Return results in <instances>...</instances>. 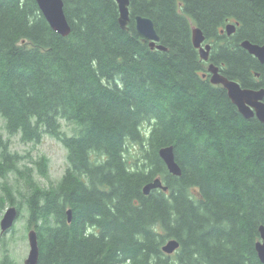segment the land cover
Returning <instances> with one entry per match:
<instances>
[{
	"label": "trees",
	"instance_id": "trees-1",
	"mask_svg": "<svg viewBox=\"0 0 264 264\" xmlns=\"http://www.w3.org/2000/svg\"><path fill=\"white\" fill-rule=\"evenodd\" d=\"M62 1L65 36L35 0H0L3 128L23 142L46 133L66 149L61 177L40 186L0 133V212L14 205L19 216L25 205L38 264H262L264 123L241 115L225 88L202 76L191 26L213 41L209 61L222 74L264 88V64L239 44L264 43V0H129L126 30L115 0ZM135 15L153 20L167 50L150 49ZM166 145L180 175L158 155ZM33 163L48 176L46 157ZM156 177L167 190L144 194ZM172 238L179 246L167 254L161 247ZM1 250L0 263L14 264L2 234Z\"/></svg>",
	"mask_w": 264,
	"mask_h": 264
},
{
	"label": "water",
	"instance_id": "water-1",
	"mask_svg": "<svg viewBox=\"0 0 264 264\" xmlns=\"http://www.w3.org/2000/svg\"><path fill=\"white\" fill-rule=\"evenodd\" d=\"M37 2L40 11L47 20L50 27L62 35H67L70 31L68 21L66 19L63 1L62 0H35ZM118 5V22L121 29L126 30V25L129 21V0H115ZM135 29L139 35L149 40V46L151 48H157L159 50H166L167 48L162 44H158L160 37L157 34L153 21L146 16L136 15ZM227 33L234 31V25L228 24L226 26ZM204 34L199 27L192 28V42L195 47L199 48L200 56L204 59L208 57L209 45L201 47V43L204 40ZM241 46L249 53L255 55L261 64H264V43H254L248 39H244L241 42ZM209 73V79L212 83H222L227 88V96L231 102L237 107L239 113L245 118L256 117L259 121L264 123V88H249L242 87L240 83L229 80L222 75L219 68L213 64L207 66ZM206 76V73H203ZM160 158L166 165L168 171L175 175H180L181 170L174 159V152L172 145L162 146L158 150ZM155 188H161L164 191L167 189L162 183L160 177L154 178L152 181L146 183L143 186V193L148 194L150 190ZM70 209L67 210L68 220H70ZM17 219V209L15 206H9L3 213L0 219V233L9 231ZM260 240L256 242L255 249L258 258L262 264H264V225L259 226ZM27 240L29 245V252L24 260V264H37L38 259V241L37 233L34 228H30L27 231ZM179 243L176 239L168 240L163 246L162 250L165 253H172L178 247Z\"/></svg>",
	"mask_w": 264,
	"mask_h": 264
},
{
	"label": "rangeland",
	"instance_id": "rangeland-1",
	"mask_svg": "<svg viewBox=\"0 0 264 264\" xmlns=\"http://www.w3.org/2000/svg\"><path fill=\"white\" fill-rule=\"evenodd\" d=\"M213 43L212 40H208ZM207 66V64H206ZM61 130L67 134L73 133L74 124L66 121L65 119H60ZM0 133L3 140H8L9 151L12 153H17L20 157L19 167L23 165L32 167V171L35 176V181L40 186H49L50 183L56 182L63 174L65 168L67 167L66 159V149L64 146L57 141L55 138L44 133L39 141H27L23 142L20 139L19 134L8 135L3 128V120L0 118ZM133 150V148H132ZM44 156L47 158L48 165V176L42 177L36 174L34 160L39 157ZM17 174L11 173L7 176L6 180L11 183L13 187L16 185ZM18 183L22 184V180H18ZM22 187H20L21 189ZM23 189V188H22ZM18 196V195H17ZM20 199L18 196L17 201ZM8 204L0 212V219L6 209ZM25 205H21L19 216L12 229L8 232L3 233L4 240L6 242L7 254L12 259L14 264H23L24 259L27 257L29 252V245L27 240V229L25 225ZM3 251H0V258Z\"/></svg>",
	"mask_w": 264,
	"mask_h": 264
},
{
	"label": "bare ground",
	"instance_id": "bare-ground-1",
	"mask_svg": "<svg viewBox=\"0 0 264 264\" xmlns=\"http://www.w3.org/2000/svg\"><path fill=\"white\" fill-rule=\"evenodd\" d=\"M116 2V1H115ZM116 4H117V2H116ZM117 8H118V5H117ZM128 8H129V5H128ZM118 16H119V11H118ZM136 16V15H135ZM134 16V17H135ZM129 17H130V12H129ZM150 18V17H149ZM151 19V18H150ZM129 20H130V18H129ZM152 20V19H151ZM153 21V20H152ZM129 22V21H128ZM119 23V22H118ZM154 23V22H153ZM134 24H135V20H134ZM228 24H232V25H234V31H235V24L234 23H232V22H229V23H227L225 26H224V28L222 29V31H226V34H228V35H230V34H233L234 33V31L233 32H231V33H227V30H226V26L228 25ZM128 25V24H127ZM126 25V27H127V29H128V26ZM119 27H120V25H119ZM193 27H198V26H196V25H194V26H191V41H192V28ZM121 28V27H120ZM155 28V27H154ZM200 28V27H199ZM201 29V28H200ZM60 34V33H59ZM158 34V33H157ZM60 35H62V34H60ZM62 36H65V35H62ZM160 37V36H159ZM204 37H205V35H204ZM204 40H206L205 38H204ZM204 40L202 41V43H201V47H205V45H209V51H208V57H207V59L209 58V56H210V50H211V45H210V43H207V44H205V45H202L203 44V42H204ZM244 40V39H243ZM243 40H241L240 42H239V44H240V46H241V42L243 41ZM149 41V40H148ZM250 41V40H249ZM158 44H161L160 43V40H159V42H157ZM192 44H193V42H192ZM164 46V45H163ZM193 46H194V44H193ZM150 47V46H149ZM195 47V46H194ZM242 47V46H241ZM167 48V47H166ZM197 50H198V53H199V56H200V52H199V48L198 47H195ZM150 49H157V48H151L150 47ZM167 50V49H166ZM253 55V54H252ZM255 56V55H254ZM256 57V56H255ZM200 58L201 59H203L204 61L205 60H207V59H204V58H202L201 56H200ZM257 58V57H256ZM209 64H213V65H215V66H218V65H216V64H214L213 62H209L208 64H207V66L209 65ZM206 66V67H207ZM205 73V72H204ZM223 76H225L224 74H222ZM202 76H203V73H202ZM204 77V76H203ZM226 77V76H225ZM227 78V77H226ZM227 79H229V80H233V81H236V82H238L237 80H234V79H230V78H227ZM209 81H210V79H209ZM211 82V81H210ZM212 83V82H211ZM239 83V82H238ZM213 84H215V83H213ZM217 84H221L223 87H224V85L222 84V83H217ZM225 88V87H224ZM225 90H226V92H227V88H225ZM159 155V154H158ZM174 159H175V157H174ZM176 161V160H175ZM177 163V162H176ZM178 164V163H177ZM179 166V165H178ZM180 167V166H179ZM168 170V169H167ZM169 172V171H168ZM170 173V172H169ZM172 174V173H171ZM173 175H175V174H173ZM162 183H163V181H162ZM164 184V183H163ZM165 185V184H164ZM166 186V185H165ZM161 189V188H160ZM163 190V189H162ZM167 190V189H166ZM165 190V191H166ZM142 191H143V188H142ZM164 191V190H163ZM11 206V205H10ZM14 206V205H13ZM9 207V206H8ZM8 207H6V209L8 208ZM5 209V210H6ZM17 209V208H16ZM68 210V209H67ZM67 210H66V213H67ZM5 212V211H4ZM17 216H18V210H17ZM70 218H71V214H70ZM67 219H68V215H67ZM68 221H70V220H68ZM260 225H264V224H260ZM259 225V226H260ZM258 229H259V227H258ZM259 231V230H258ZM260 234V233H259ZM172 239H174V238H172ZM168 240H170V239H168ZM167 240V241H168ZM259 240H260V238H259ZM259 240H257V241H259ZM37 241H38V238H37ZM166 241V242H167ZM256 241V242H257ZM165 242V243H166ZM164 243V244H165ZM179 243V242H178ZM163 244V245H164ZM256 244V243H255ZM162 245V246H163ZM179 246V245H178ZM178 248V247H177ZM176 248V249H177ZM161 250H162V247H161ZM256 250V249H255ZM163 251V250H162ZM164 252V251H163ZM257 253V252H256ZM167 254H170V253H167ZM258 256V255H257ZM26 259V258H25ZM24 259V260H25ZM259 259V258H258ZM38 260H39V246H38V259H37V264H38ZM23 264H24V262H23Z\"/></svg>",
	"mask_w": 264,
	"mask_h": 264
},
{
	"label": "flooded vegetation",
	"instance_id": "flooded-vegetation-1",
	"mask_svg": "<svg viewBox=\"0 0 264 264\" xmlns=\"http://www.w3.org/2000/svg\"><path fill=\"white\" fill-rule=\"evenodd\" d=\"M236 22H237V21L234 22V24H235V29H236ZM237 25H238V24H237ZM192 26H194V25H192ZM220 33H221V34H224V37L227 36L228 38H230V37L233 35V34H230V35L226 34V31H225V30L222 31V29H221ZM207 43H210V45H211V50H212V43L209 42L208 40H204V42H203L202 45H205V44H207ZM211 50H210V52H211ZM197 51H198V50H197ZM209 58H210V56H209ZM209 58H208L207 60H205V61H206V64H208V63L210 62V61H209ZM1 264H5V263H1Z\"/></svg>",
	"mask_w": 264,
	"mask_h": 264
}]
</instances>
